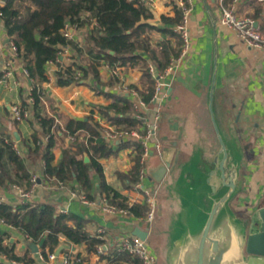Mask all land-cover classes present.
I'll return each instance as SVG.
<instances>
[{"label": "crops", "instance_id": "crops-1", "mask_svg": "<svg viewBox=\"0 0 264 264\" xmlns=\"http://www.w3.org/2000/svg\"><path fill=\"white\" fill-rule=\"evenodd\" d=\"M146 1L155 15L151 23L161 28L164 27L162 16H173L174 6L180 7L179 0ZM0 4L4 2L0 0ZM230 4L236 5L239 15L250 17L264 36V0H231ZM221 18L222 8L218 0H192L189 21L192 49L163 100L161 119L153 140V144L161 143L162 154L159 155L153 145L152 155L146 164L148 175L145 184L158 189L159 211L151 224L136 216L104 214L100 208L101 195L97 194L98 175L94 176L95 198L90 199V204L72 195L76 183L60 185L45 177L44 160L34 153L31 141V117L15 121L10 112L11 105H23L35 81L29 76L21 58L12 53L6 41L9 36L4 30L0 43V79L6 69H11L12 75L0 82V132L12 138L20 155L25 158L30 173L39 179V185L28 202L53 203L58 212L64 209L66 213L81 216L87 220L86 229L90 234L104 236L105 250L109 253L113 252L121 236L135 234L138 229L147 232L146 239L159 264H175L180 250H187L197 238L198 244L187 250L185 264H190L197 254L210 213L228 191L227 187L221 186L214 194L207 182L221 148L212 118V104L215 120L228 150L227 166L236 165L238 175L234 193L215 214L211 237L222 240L220 230L227 227L237 232L241 243L243 235L248 233L251 216L264 206V47L255 48L243 43L236 31L223 24ZM91 26L72 31L81 45ZM141 40L161 64H165L168 57L178 54L181 46L177 34L155 28L147 29ZM74 54L71 51L65 56L63 64L72 63ZM147 59L148 64L152 62L150 58ZM58 68V64L50 63L47 72L49 80L39 84L44 94L42 115L53 122L55 143L52 151L56 163L65 150L78 158L88 155L89 133L86 130L69 133L67 126L72 119L86 120L92 116L103 126L107 120L101 115L100 107L112 102L108 94H123L120 79L128 85L143 88V71L138 67L118 66L119 80L111 83L115 67L103 64L99 67V80L90 74L80 83L66 86L57 83ZM95 86L101 91H96ZM147 115L152 117V112ZM35 127L42 130L38 123ZM41 137L47 140L46 136ZM118 144H112L117 152L115 155L100 159L107 182L128 196L129 200L142 203L141 192L126 189L121 178L134 164V149L127 147L118 150ZM161 164L166 166V172L157 181L154 174L160 173ZM0 196L5 197V203L13 206L23 203L15 185L8 182L0 183ZM0 230L7 234L4 244L13 247L17 256L32 258L34 264H63L61 252L55 260H43L40 243L30 241L21 231L4 223H0ZM101 230L104 232L101 233ZM62 240L61 247L79 254L84 258L83 264H111L108 258L91 253L86 243H69L65 236ZM150 240H159L157 246L151 244ZM0 262L29 264L24 260L6 258L3 254H0ZM238 264H264V258L244 254L242 262Z\"/></svg>", "mask_w": 264, "mask_h": 264}, {"label": "trees", "instance_id": "trees-1", "mask_svg": "<svg viewBox=\"0 0 264 264\" xmlns=\"http://www.w3.org/2000/svg\"><path fill=\"white\" fill-rule=\"evenodd\" d=\"M143 0H7L0 4L3 14L4 26L7 35L18 47V55L24 63L29 76L35 81L32 91L34 104L29 106L27 98L23 106L31 109L30 123L33 126L31 141L34 144V153L39 154L44 160V174L48 180H54L63 185L70 186L76 183L73 189L78 194H83L87 199L93 200L94 176L99 177L98 195H106L110 202L129 210L136 217H145L146 204L133 202L120 190L107 182L100 159L115 155L117 152L112 144L103 135V126L94 120L72 119L67 126L69 133L74 134L80 130L89 133L86 153L90 161L84 157L78 158L69 151H63L60 160L56 163V156L52 151L54 137L52 133L53 122L42 115L43 89L41 83L49 80L48 66L56 61L61 46H69L74 51L73 62L68 65L58 64L56 71L57 83L60 86L80 83L92 74L97 80L100 78L99 67L109 64L111 67H138L142 69L143 88L137 89L142 97L150 102L154 94L155 83L148 71V58L161 68L165 64L157 59L154 52L148 49L141 36L149 28L159 29L176 35L174 28L182 22L183 13L180 7L174 6L173 16H162L164 27L151 23L154 18L153 11ZM231 0H224L229 5ZM72 24L76 30L91 26L81 45L75 39H70L63 34L66 24ZM181 41V39H180ZM182 43V41H181ZM81 72V77L76 78V72ZM111 83L119 80L113 75ZM40 84V85H39ZM96 91L101 90L94 87ZM112 102L100 107V113L110 124L118 130L131 131L140 128V122L133 115V106L127 94H108ZM40 124L41 131L36 129ZM46 136V141L42 139ZM132 147L134 149L133 166L121 175L126 189H133L140 181V172L145 166L142 163L144 146L141 141L123 140L118 144V150ZM31 177L26 160L20 155L12 138L0 132V183L6 182L29 188ZM0 219L3 223L21 231L28 239L40 243L41 254L45 259L48 252L52 253L62 246V237L65 236L69 243H86L91 253L98 254V247L106 246V240L100 235H92L86 229L87 220L74 213L57 211L53 203L34 204L23 202L13 206L5 202L0 203ZM7 234L0 230V254L9 259L24 260L34 264L32 258H21L14 252V248L4 244ZM70 252L65 248L61 253ZM99 255V254H98ZM75 260L72 264H83L84 258L73 254ZM100 256L108 258L113 263H128L130 255L119 252L114 247L113 252L104 250ZM80 258V260H78ZM0 264H2L0 262Z\"/></svg>", "mask_w": 264, "mask_h": 264}, {"label": "built area", "instance_id": "built-area-1", "mask_svg": "<svg viewBox=\"0 0 264 264\" xmlns=\"http://www.w3.org/2000/svg\"><path fill=\"white\" fill-rule=\"evenodd\" d=\"M222 8V18L221 22L233 28L238 34L239 38L243 43L248 46L255 48L264 47V36L254 25V21L247 16H241L237 12L235 4L225 5L224 0H218ZM143 4L147 5V1L143 0ZM180 8L182 9L183 18L182 22L177 24L174 28L175 33L180 37L182 43L178 54L172 56L168 65L165 68L159 67L157 64L150 62L148 64V71L154 80L155 89L154 94L150 102H147L140 92L124 82L123 79H120L121 92L127 94L130 97L133 106L132 115L139 120L140 128L145 130L144 133H141L139 129H132L131 131L127 130H118L115 125L107 123L103 124V135L105 138L111 142V144L121 142L123 140H136L141 141L144 146V152L142 155V163L144 167L140 172V181L134 186V190L141 192L143 197V204L147 206V214L145 217H139L142 220L147 221L151 224L159 211V202L157 199L158 189L154 186H148L145 184V179L147 178L148 172L146 164L152 155L153 145L156 152L162 154V145L160 142L153 144L154 137L156 135V130L158 127L159 120L161 119L162 110H163V100L168 96V89L171 87L173 80L175 79L178 72L184 66L187 57L189 56L192 49V34L189 27L190 16L192 12V0H179ZM6 31L3 21V14L0 12V43L1 35L3 31ZM76 30L72 24H66L63 34L70 38L75 39L73 32ZM10 38V37H9ZM9 46L12 53L15 56L18 55V47L14 41H9ZM71 48L69 46H61L59 55L54 63L63 65V58L71 53ZM27 71V70H26ZM112 74L116 77H120L118 68L115 67L112 70ZM12 75L11 69H6L0 82L6 80ZM81 77V72H76V78ZM33 88L30 89L27 93V101L29 106L32 107L35 100L32 95ZM28 106H23L22 104H13L10 106V112L15 121H23L31 117V109ZM152 112V117H148L147 113ZM18 150V149H17ZM19 152V151H18ZM63 185L62 183H59ZM39 185V179L36 175L31 177V186L29 188L20 187L15 185V189L19 193L20 197L23 199V202H28L33 196L35 189ZM74 197L79 198L83 203L90 204L91 200L87 199L85 195L78 194L76 191L72 192ZM5 202V197L0 196V203ZM131 203L137 202L136 200H130ZM100 208L104 214L112 216H135L126 208L119 207L110 202L109 198L106 195L101 196L100 198ZM60 212L65 213L66 210L62 209ZM0 223H3V220L0 219ZM104 231L101 230V233ZM102 238L104 236L100 235ZM27 238V237H26ZM28 239V238H27ZM31 241V239H29ZM5 241V240H4ZM117 251L126 252L130 255V259L127 264H159V260L155 252L150 247L147 239H143L136 234H127L121 236L117 245L115 246ZM105 250V247H98V254L100 255ZM4 255V254H3ZM63 264H72L75 260L73 253L65 252L62 253ZM4 257L8 258L6 255ZM58 257L57 253L52 252L48 253V258L45 259L41 254L43 260H55ZM80 260V258H78Z\"/></svg>", "mask_w": 264, "mask_h": 264}, {"label": "water", "instance_id": "water-1", "mask_svg": "<svg viewBox=\"0 0 264 264\" xmlns=\"http://www.w3.org/2000/svg\"><path fill=\"white\" fill-rule=\"evenodd\" d=\"M1 1L5 3L7 0ZM6 41L9 42L10 38H7ZM212 101L213 91L211 92V103ZM210 108L221 148L214 159L215 168L209 172L207 182L211 186L212 192L214 194L217 193L218 189L221 186L227 187L228 191L221 197L220 201L216 204V206L210 213V217L208 219L206 227L203 231V234L201 235V241L198 246L197 254L195 258L191 260L190 264H226L224 262L225 255L231 248V243L227 233H224V235L222 236V240H217L211 237V231L215 214L219 210L220 206L222 204H225L227 200H229L236 189L238 167L236 165L231 167L227 166L228 150L215 120L212 104L210 105ZM221 155H223L222 158H220ZM85 161H90L88 155L85 156ZM164 172L163 174L153 173L156 180L160 181L164 176ZM249 225L250 226L248 233L243 235V239L239 244L242 260L244 254L264 258V206L258 208L254 212V214L251 216ZM135 234L143 239L147 238V232H144L142 230L138 229ZM61 249L62 247L57 250V254L61 252Z\"/></svg>", "mask_w": 264, "mask_h": 264}, {"label": "bare ground", "instance_id": "bare-ground-1", "mask_svg": "<svg viewBox=\"0 0 264 264\" xmlns=\"http://www.w3.org/2000/svg\"><path fill=\"white\" fill-rule=\"evenodd\" d=\"M224 233L228 234L231 243V248L226 253L224 262L226 264H238L242 261V256L239 248L240 237L235 230L228 229L227 227L221 228L219 235L223 236ZM197 244H198V240L196 238L190 243L187 250L189 248L196 246ZM187 250L186 249L180 250L179 254L175 258V264H185V259L187 257Z\"/></svg>", "mask_w": 264, "mask_h": 264}, {"label": "rangeland", "instance_id": "rangeland-1", "mask_svg": "<svg viewBox=\"0 0 264 264\" xmlns=\"http://www.w3.org/2000/svg\"><path fill=\"white\" fill-rule=\"evenodd\" d=\"M160 169L158 170L160 173H158V174H163V172H164V169H165V172H166V166L164 165V164H161L160 166ZM164 172V173H165ZM155 178V177H154ZM155 180H156V178H155ZM158 181V180H157ZM159 240H156L155 242L154 241H152V240H150V243L151 244H153V245H156L157 246V242H158Z\"/></svg>", "mask_w": 264, "mask_h": 264}]
</instances>
